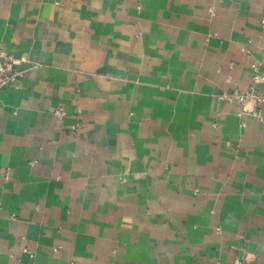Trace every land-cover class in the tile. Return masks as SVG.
Masks as SVG:
<instances>
[{
  "label": "crops",
  "instance_id": "crops-1",
  "mask_svg": "<svg viewBox=\"0 0 264 264\" xmlns=\"http://www.w3.org/2000/svg\"><path fill=\"white\" fill-rule=\"evenodd\" d=\"M0 51V264H264V0H0Z\"/></svg>",
  "mask_w": 264,
  "mask_h": 264
},
{
  "label": "built area",
  "instance_id": "built-area-1",
  "mask_svg": "<svg viewBox=\"0 0 264 264\" xmlns=\"http://www.w3.org/2000/svg\"><path fill=\"white\" fill-rule=\"evenodd\" d=\"M17 61L3 51H0V90L10 86L17 78ZM264 64V58L262 59ZM252 79L254 86L248 92L234 91L226 93L220 96V99H224L229 102H237L242 106L241 112L258 118L264 124V116L262 114L261 107L264 105V74L259 72L257 66H253ZM248 104H253V108H247ZM61 116L62 113L56 112ZM231 264H244L243 260L236 258Z\"/></svg>",
  "mask_w": 264,
  "mask_h": 264
},
{
  "label": "rangeland",
  "instance_id": "rangeland-1",
  "mask_svg": "<svg viewBox=\"0 0 264 264\" xmlns=\"http://www.w3.org/2000/svg\"><path fill=\"white\" fill-rule=\"evenodd\" d=\"M7 55V54H6ZM11 57V56H9ZM12 58V57H11ZM56 112H59V113H62L61 116L57 115ZM53 114L56 116V118L62 120L64 117H65V111L61 108V107H58L56 108L54 111H53ZM79 126H80V123L78 121H76L72 126H71V129L72 131L76 132L78 129H79ZM8 172H5L4 176L7 177Z\"/></svg>",
  "mask_w": 264,
  "mask_h": 264
}]
</instances>
